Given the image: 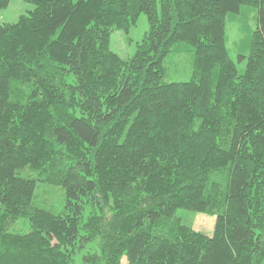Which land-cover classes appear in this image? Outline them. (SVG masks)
<instances>
[{
    "label": "trees",
    "instance_id": "trees-1",
    "mask_svg": "<svg viewBox=\"0 0 264 264\" xmlns=\"http://www.w3.org/2000/svg\"><path fill=\"white\" fill-rule=\"evenodd\" d=\"M25 1L0 25V264L83 249L82 264H264V0ZM244 6L257 17L239 74L226 18ZM142 13L123 59L110 34ZM177 44L191 74L171 82ZM38 182L60 208L35 200ZM178 209L213 216L212 235Z\"/></svg>",
    "mask_w": 264,
    "mask_h": 264
},
{
    "label": "rangeland",
    "instance_id": "rangeland-1",
    "mask_svg": "<svg viewBox=\"0 0 264 264\" xmlns=\"http://www.w3.org/2000/svg\"><path fill=\"white\" fill-rule=\"evenodd\" d=\"M33 9V4L25 0H9L6 8L0 9V25L4 23L15 22L21 14H26ZM257 8L244 6L240 11L234 15H229L226 18V46L229 55L236 63L238 73H243L246 64V56L249 52L250 40L253 31L256 27ZM149 30L147 17L144 13L140 14L135 25L131 26L128 32L122 30H114L110 34L109 47L112 51L117 53L121 58L127 59L131 57L136 45L139 43L144 35ZM244 58H239V56ZM164 65L167 68L166 80L185 81L190 78L191 74V49L185 44H177L170 54L166 57ZM52 192H55L57 198L53 200L43 201V197L53 198ZM61 190L55 187H49L43 183L38 182L35 189V197L39 200L40 205H50L56 209L61 207L62 193L59 198ZM46 206V205H45ZM182 223L202 232L206 235H212L214 217L208 214L197 213L186 209H178L176 211ZM29 229L28 221L24 218L15 220L11 226V231L25 233ZM86 249L78 251L74 257L73 264H82V255ZM125 259L122 258L121 264H125Z\"/></svg>",
    "mask_w": 264,
    "mask_h": 264
}]
</instances>
